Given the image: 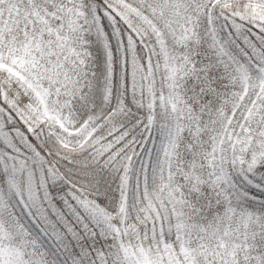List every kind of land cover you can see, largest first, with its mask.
Here are the masks:
<instances>
[{
	"label": "snow or ice",
	"instance_id": "obj_1",
	"mask_svg": "<svg viewBox=\"0 0 264 264\" xmlns=\"http://www.w3.org/2000/svg\"><path fill=\"white\" fill-rule=\"evenodd\" d=\"M0 264H264V0H0Z\"/></svg>",
	"mask_w": 264,
	"mask_h": 264
}]
</instances>
